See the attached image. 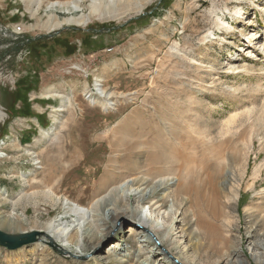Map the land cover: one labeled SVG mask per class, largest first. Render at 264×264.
<instances>
[{"label": "rangeland", "instance_id": "obj_1", "mask_svg": "<svg viewBox=\"0 0 264 264\" xmlns=\"http://www.w3.org/2000/svg\"><path fill=\"white\" fill-rule=\"evenodd\" d=\"M40 1L0 0V109L6 113L0 127V150L6 154L0 158V212L16 221L26 219L3 230L43 229L63 211L65 200L88 206L106 197L113 186L92 197L104 182L120 185L121 199L130 178L138 177L134 186L148 191L160 179L148 174L150 153L130 174L114 161L118 153L99 139H199V160L192 166L202 194L170 196L177 175L166 165L159 174L169 169L164 177L173 178V184L148 197L147 206L165 198L163 211L178 209L169 222L182 241L173 249L181 260L264 264V0H123L115 8L119 18L108 14L105 20L93 17L86 26L53 30L52 22L73 13L48 5L70 0ZM81 5L82 13L89 14L90 1ZM8 23L24 25L21 38L5 35L2 25ZM97 83L111 93L117 103L113 108L90 102L91 97H107L91 94ZM56 114V132L44 134ZM58 143L76 148L77 158L64 160L62 170L58 165L49 170L55 163L45 161L42 153L63 164L55 151ZM98 145L102 149L95 154ZM37 159L44 168L35 164ZM211 162L214 167L208 168ZM127 203L128 214L109 215L104 208L94 215L97 223L109 220L106 235L94 244L84 239L80 254L64 257L49 244L14 251L0 245V264H139L133 256L140 246L135 238L143 240L144 258L154 256L151 264H179V258L169 263L160 256L166 252L164 232L149 242L143 230L132 231L137 227L134 211L143 205L125 198L117 205L121 209ZM206 203L217 205L206 215L216 219L211 230H201L206 235L198 236L195 214ZM184 219L192 225L183 226ZM115 248L121 250L107 257Z\"/></svg>", "mask_w": 264, "mask_h": 264}, {"label": "bare ground", "instance_id": "obj_2", "mask_svg": "<svg viewBox=\"0 0 264 264\" xmlns=\"http://www.w3.org/2000/svg\"><path fill=\"white\" fill-rule=\"evenodd\" d=\"M33 1L36 2L38 5L41 3L40 0H33ZM82 1L83 0H70L66 3L53 2L49 4L48 8L54 9L55 7L59 6L60 8L62 7L66 8L67 13H71V12L73 13L71 17L69 16L64 19L55 21L54 23L52 22V25L50 26L49 29L53 30L58 27L61 28L63 26H77V27L86 26L93 17H96L97 20H102L108 14L109 16L112 17H118L119 11H117V9L115 8L117 5L121 3V1L123 2V0H109L110 1L109 3L105 2L104 4L103 0H89L90 1L89 14H84L82 13V5H81ZM144 1L146 2L147 0ZM101 3H103L102 5L105 8L104 11L100 10ZM139 5L141 6V8L143 7L142 3H140ZM69 10L71 12H69ZM236 13H239V11H236ZM217 20L221 25L224 24L221 18L218 17ZM96 88H97V94L103 97H105L107 94V97L102 100L99 99L98 97H91L90 98L91 103L101 104L105 108H113L114 105L117 104L114 102V100L112 101L109 98L111 97V93L110 92L107 93V90L104 88L103 83H97ZM50 96L52 95H45V98L46 97H47L46 99L51 98ZM57 110L62 111V110H66V108L59 107ZM5 116L6 113L0 109V127L3 120L5 119ZM54 121H55L53 122L54 125H52L51 128L48 131H46L44 134L47 135L49 133H52L53 131L56 132L57 130L56 124L59 123L58 114L54 116ZM99 140L107 142L110 145L111 152L118 153L117 158L114 161H116V163H123V166H119V165L118 166L119 167L126 166L130 174L135 169L136 164L140 161L141 156H143L144 153L147 152L150 153V159H148L147 162V167L149 171L148 174L153 175L155 177L161 176L160 179H158L157 183L155 182L154 185L151 187V189L148 191L147 190L148 188L141 189V186L139 187L134 186L135 184H138V177L133 178L131 176L132 178H130L128 183H130V181H132V183L131 185L130 184L128 185L127 188L129 189L128 191H126V193H124L125 195L123 194L121 196V199L119 195L121 189L120 185L115 186L114 181L111 180L108 183L104 182L103 184H101L99 189L97 188L98 190H94L92 193V197H95L100 192H102V190L106 189V187L113 186L111 187L107 196L104 198H97L93 200L91 204L88 206L81 205L80 203H74L69 199L65 200L62 204L63 211L59 215L55 216V218L46 222L45 227L43 229H32L30 231L22 232V233H28L31 231L39 232V235L37 236V241L33 243L34 246L32 250L36 249L35 247L45 248L46 244L48 245V243H51V245L54 246L53 248L57 249L58 251H61L65 255L64 257L82 253L81 248L84 239L87 238L88 240L93 241V244L97 243L103 239V236L106 235L105 232H107L106 229H108V228L104 229V226H106L109 220L107 219V221L103 223H97L99 221L98 220L99 218H94V215L97 213H102L100 210H103L104 208L108 209L109 215L114 214V216H117L119 214L130 213L131 211L127 207V205L130 206L129 205L130 203L125 204V206L121 209L117 205V203L120 200H123L125 198L128 200L134 199L138 206L143 205V208L141 210L135 209L134 211L136 218L133 219L132 221L137 227L133 228L132 231H135L136 229H139V231L143 230L145 233L144 236L146 238L145 241H149V242L150 241L152 242L153 237H157L164 232V238L162 239V243L166 252L163 255L160 254V256H163L162 257L163 259L165 257L167 258V260L169 259L168 260L169 263H172L171 260H175L174 258H179L177 259L179 261V264H190L189 262L183 259L181 260V258L176 256V254L173 252V249L177 247L178 243L179 244L182 243V241L178 240V234L176 232V228L172 223L169 222L170 218L174 217V213L176 215V213L179 212L178 209H173L174 210L173 213L163 211L164 207H166V201H167L165 198L162 199V204H159V201L157 200L148 206L146 204L147 203L146 199L152 195L157 194L159 191L163 190L164 188L170 187V185L173 184L171 182L173 178L169 179L164 177L167 174H169L168 171L170 170L174 171V173L177 175L176 189L172 193H170V196L173 197L178 196L183 191L194 192L195 194L198 195L202 194L204 189L199 185V183H197L199 173L197 170H194L192 166L193 163L199 160L198 149L201 147V141L199 139H186V140L185 139H99ZM40 144L41 146L44 144V139L40 140ZM52 145L54 146V144ZM55 146L57 149L55 151H57L59 155L63 157L61 159L63 164L59 162L60 160L58 161L59 159L58 157H49L46 151H43L42 155L44 156L43 157L44 160L49 162L51 160L55 163V165L51 164V167L47 166L48 169L58 165L57 170L59 171L62 170L63 165H66L64 164V160L70 161L72 163L75 162L77 158L76 148H72L73 146L66 147L63 143H58ZM101 149H102L101 145L95 146L93 148L94 150L93 152L95 154H98L99 150ZM28 153L32 154L31 152ZM79 155L80 154H78V157ZM4 156H6V154H4L2 150H0V158H3ZM33 158H35V156ZM86 160H88V155L83 159L84 162L89 161ZM35 164H38L39 168H44L43 165L41 164V160L39 159L35 160ZM166 165H168L170 170L167 169L168 170L167 172H163L159 174V169L162 166H166ZM207 166H209L208 168H212L214 167V163L213 162L208 163ZM51 172L50 174L52 176L50 177V179L55 176L54 174H52L54 171L52 173ZM92 173L93 171L92 172L90 171L88 174H92ZM145 174L146 173L144 172L143 175ZM22 176L24 179L27 178V175L25 174H23ZM107 176L110 177L112 176V174L108 173ZM207 180L209 183L213 182L214 176L211 172H208ZM52 183H53V179L50 180V184ZM215 194L216 193L213 192L212 197L215 196ZM215 209H217L216 204L206 203L203 204L200 210L195 214L196 222H197L196 224L198 229L200 230L196 233L198 236L206 235L204 233H200L201 230L203 229L205 231L211 230L213 226L212 222L216 219V216L210 218L206 215H208V211H212ZM203 211H205V214L203 213ZM165 217L167 218L169 217V219L165 221L164 220ZM25 221H26L25 218H22L20 221H16L13 219L12 216H7L6 214L0 212V229H3L5 226L18 225ZM184 221L186 223L185 224L183 223V226H185L186 224H190L192 220L189 219L187 221V219H184ZM86 222L87 224L89 223L90 225L89 227L86 228V231L83 232L82 229L85 227ZM90 227L93 228L90 229ZM75 229L76 231L73 232ZM133 234L134 233H132V235ZM134 241L140 243V246L138 250L133 254V256L138 261H140L139 264H151V261L155 259L154 256H152V258L148 256L144 258L146 252L144 248L145 246L142 242L143 240L135 238ZM154 249H156L155 250L156 253L157 251H159L158 247H154ZM118 250L121 249L115 248L114 250H108L105 254H107V257L111 258L113 254H117ZM170 257L172 259H170ZM117 259L118 257L116 255V261H118ZM119 261L124 262L127 260L121 258ZM227 262L228 263L226 264H236L235 262H232V259H229V261Z\"/></svg>", "mask_w": 264, "mask_h": 264}, {"label": "water", "instance_id": "obj_3", "mask_svg": "<svg viewBox=\"0 0 264 264\" xmlns=\"http://www.w3.org/2000/svg\"><path fill=\"white\" fill-rule=\"evenodd\" d=\"M39 232L31 231L28 233L12 234L0 229V245L8 250L14 251L25 245L33 244L37 241ZM51 245V243H48ZM52 246V245H51ZM54 247V246H53ZM87 258V257H86Z\"/></svg>", "mask_w": 264, "mask_h": 264}, {"label": "built area", "instance_id": "obj_4", "mask_svg": "<svg viewBox=\"0 0 264 264\" xmlns=\"http://www.w3.org/2000/svg\"><path fill=\"white\" fill-rule=\"evenodd\" d=\"M9 24L10 23L2 25V29L5 30V35H9L10 33H12L15 39L18 40L19 38H21V35L25 32L24 25L22 23H16L14 24V26L11 27ZM79 46H81V43ZM79 51H82L81 48H79ZM94 90L95 91H92L91 94L93 96L98 95L96 93L97 92L96 86L94 87Z\"/></svg>", "mask_w": 264, "mask_h": 264}]
</instances>
